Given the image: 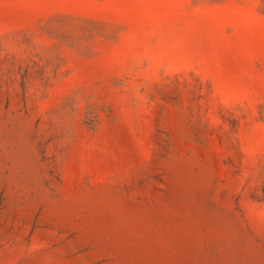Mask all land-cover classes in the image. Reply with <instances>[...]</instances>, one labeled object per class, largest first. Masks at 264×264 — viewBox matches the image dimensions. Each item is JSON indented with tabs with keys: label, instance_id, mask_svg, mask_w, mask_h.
I'll return each mask as SVG.
<instances>
[{
	"label": "rangeland",
	"instance_id": "374dc122",
	"mask_svg": "<svg viewBox=\"0 0 264 264\" xmlns=\"http://www.w3.org/2000/svg\"><path fill=\"white\" fill-rule=\"evenodd\" d=\"M0 264H264V0H0Z\"/></svg>",
	"mask_w": 264,
	"mask_h": 264
}]
</instances>
